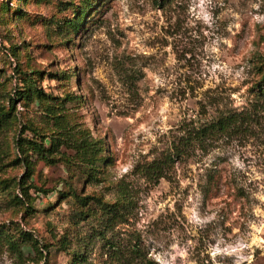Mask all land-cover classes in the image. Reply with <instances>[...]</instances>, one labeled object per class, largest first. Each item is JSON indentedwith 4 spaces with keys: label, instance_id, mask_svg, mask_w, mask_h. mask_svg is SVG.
I'll return each instance as SVG.
<instances>
[{
    "label": "rangeland",
    "instance_id": "1",
    "mask_svg": "<svg viewBox=\"0 0 264 264\" xmlns=\"http://www.w3.org/2000/svg\"><path fill=\"white\" fill-rule=\"evenodd\" d=\"M30 77L45 99H17ZM49 114L90 160L62 146L28 176L17 141L62 139ZM225 115L167 178L137 172ZM111 243L264 264V0H0V264H123Z\"/></svg>",
    "mask_w": 264,
    "mask_h": 264
},
{
    "label": "trees",
    "instance_id": "2",
    "mask_svg": "<svg viewBox=\"0 0 264 264\" xmlns=\"http://www.w3.org/2000/svg\"><path fill=\"white\" fill-rule=\"evenodd\" d=\"M92 5L93 3H90L88 7H85V9L89 8ZM85 9L81 12H85ZM78 12L79 11H76L74 13L76 16L74 20L68 21L67 25L69 26V29L72 28L73 30H77L81 23L84 21L83 18L81 20V14L79 15ZM37 74L38 73H36L35 75ZM24 82L26 84V87H24L20 91H17V99H21L22 101L36 99L37 101H40L41 99L46 98V94L34 85L37 82L34 77H30V79H26ZM48 98L52 99L53 101L56 100L51 97ZM67 100L68 99H65L64 101ZM70 100H73V98H71ZM59 105L61 106L59 108V111H61V108H64V105L63 103L62 105ZM54 109H56V107H54ZM48 116L51 120H55L54 124L59 123L61 125L60 127L62 128L59 130L60 132L58 135H62V139L60 137H56L53 134L52 136H41L43 139L41 143L22 138L17 141V147L21 155H23L22 162L25 163L28 176L32 174V159L36 158L38 160L53 162L50 156L55 153H59V148L62 146H72L73 144H75L73 148L76 150L77 154H80L82 152L81 154L83 160H86L88 162L90 160L88 155L86 154V150L88 149L87 145H83V143H73L74 141L68 129H66V125H64L61 114H58L57 116H52L49 114ZM57 120L58 122H56ZM232 120V116L225 115L219 117L217 120L212 121L209 124H203L199 127L188 125L185 126L183 128V136L173 141L171 147L167 151H164L157 159H154L151 163L142 167V169H137V172L143 174L147 178H151L152 180L156 179V181L162 178H167V172H169V170H171L177 162H180L184 160V158L191 156L196 148L204 149L208 145V141L211 142L214 137L228 130V128L232 124ZM32 132L37 135L36 131L33 130ZM47 139L50 140L49 147H46L45 141ZM27 189L28 188L21 187V190H26L25 195L28 197L29 195ZM38 191L49 194L48 191ZM116 207L117 206L114 205L110 208H105L107 211V215L109 216L108 221L110 224H115L118 217L120 216ZM33 210L34 209L31 208V211ZM29 241H32V239H30ZM107 248L109 249V252H112L111 256L113 257V260L115 262L121 260L123 264H155L151 259L147 257L145 253H143L141 249H139L137 245L131 247L130 249H127V256H125V258L127 259H124L123 261L121 257L118 256L121 251L117 249V246L115 244L111 243ZM79 262L80 260H78L74 264H77Z\"/></svg>",
    "mask_w": 264,
    "mask_h": 264
}]
</instances>
